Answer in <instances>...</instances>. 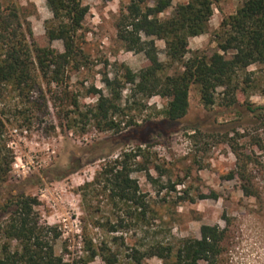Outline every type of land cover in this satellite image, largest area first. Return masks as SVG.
I'll return each mask as SVG.
<instances>
[{"label":"rangeland","instance_id":"1","mask_svg":"<svg viewBox=\"0 0 264 264\" xmlns=\"http://www.w3.org/2000/svg\"><path fill=\"white\" fill-rule=\"evenodd\" d=\"M4 1L20 7L22 17L32 22L35 38L41 42L48 6L43 4L41 16L33 2ZM130 1L84 0L90 11L77 32L78 53L65 73L62 90L68 92L66 105L62 106L58 100L53 102L45 85L44 94L35 93L32 102L20 101L15 94L0 102V116L5 124L0 142L12 159L9 177L0 184V250L5 241L2 227L11 216L9 210L15 209L10 200L23 193L39 198L36 209L43 224L58 226L61 236L55 241V252L67 262L86 255L87 234L96 245L104 241L119 252L118 264H135L128 257L133 248L146 252L158 245L177 246L183 238L200 237L204 224L224 225L222 215L227 213L235 218L243 234L235 252L236 263L264 264V150L256 144L258 141L264 144V109L259 117L247 109L250 105L264 107L263 65L249 68L253 70L251 89L246 94L239 93L235 104H228L223 88H219L216 103L206 108L197 86L192 85L189 112L174 124L163 122L166 100L158 95L138 96L134 102L128 97L129 84L121 101L124 111L114 116L121 132L98 129L93 120L79 115L70 105L74 97L81 111L95 104L98 95L91 90L99 88L107 93L104 77L106 74L113 77L119 64L125 63L134 71L146 65L144 53L126 50L117 36V22ZM188 1L173 0L172 7L160 16H169L177 4ZM244 1H217L208 32L190 39V51L208 55L217 51L222 21ZM156 44L164 59V40L157 39ZM53 46L65 50L61 39L53 41ZM52 88L61 90L56 85ZM138 147L141 148L136 158L138 166L132 176L146 195L145 215L134 206L122 203L115 206L102 194L93 201L94 210L97 209L93 216L118 225L121 215L127 225L118 226L114 232L95 226L80 188L94 180L103 164L123 152L137 151ZM238 154L252 159L248 174L259 192L258 198L246 196L241 188L242 181L236 174L241 161ZM127 210L135 211L134 216L129 217ZM77 212L81 219L82 247L71 224L64 229L62 221L64 217L74 218ZM89 264L107 263L97 256ZM142 264H163V260L156 255L144 257Z\"/></svg>","mask_w":264,"mask_h":264},{"label":"trees","instance_id":"2","mask_svg":"<svg viewBox=\"0 0 264 264\" xmlns=\"http://www.w3.org/2000/svg\"><path fill=\"white\" fill-rule=\"evenodd\" d=\"M172 1L154 0L151 4V0H131L121 12L117 22L118 38L126 50L144 53L147 63L138 71L121 63L113 77L106 74L103 81L107 93L93 88L91 91L98 99L95 104L87 105L85 112L81 111L76 97L70 101L75 111L87 120H93L98 129L122 131L114 116L124 111L121 101L128 84V97L134 102L138 96L151 98L158 95L166 100L163 122L171 124L188 114L192 85L197 86L206 108L216 103L219 88H223L228 104L237 103L238 94H246L248 88L251 89L253 70L249 68L264 66V0H245L235 13L222 21L218 50L211 55L190 51L189 42L192 37L208 32L214 5L219 0H189L177 4L169 16L161 17L172 7ZM46 4L52 18L45 21V36L39 42L32 22L22 17L20 7L15 2L0 0V102L13 94L20 101L32 102L35 93L44 94L45 85L53 102L58 103V100L62 106L67 103L68 92L62 90L65 73L78 53L77 32L82 28L90 6L84 4V0H46ZM58 39L64 42V51L53 46V41ZM157 39L165 42L164 59L160 57ZM52 85L61 90L53 89ZM247 109L259 117L264 107L250 105ZM4 126L0 116V137ZM256 144L264 150L262 141ZM4 148L0 142V184L7 181L12 167V159ZM139 151L140 147L137 151L123 152L103 164L94 180L80 188L86 211L95 226L107 227L114 232L118 231V226L127 225L121 215L118 225L110 220L101 222L93 216L97 212L93 201L102 194H106L115 206L121 203L134 206L145 215L146 195L132 176L138 166ZM249 160L252 161L250 156L241 157L236 174L242 181L244 194L258 198L259 192L248 174ZM231 176L234 177L235 172ZM10 201L15 209L9 210L11 216L2 227L5 241L1 245L0 264H89L97 256L107 264L119 263V252L113 251L104 241L96 245L87 234L86 255L67 262L62 254L55 252V241L61 236L58 226L41 222L36 209L39 198L22 193ZM125 212L129 217L135 214V211ZM222 219L224 225L204 224L200 237L183 238L177 246H153L146 252L133 248L128 257L135 264H142L144 257L155 255L163 260V264H237L235 252L243 234L233 216L223 213Z\"/></svg>","mask_w":264,"mask_h":264},{"label":"built area","instance_id":"3","mask_svg":"<svg viewBox=\"0 0 264 264\" xmlns=\"http://www.w3.org/2000/svg\"><path fill=\"white\" fill-rule=\"evenodd\" d=\"M62 221H63L64 229H65V227H67V224H69V223L71 224L72 230L74 231L75 235L78 237L80 247H82L83 237H82V227H81L80 214L78 212L75 213V217L72 219L64 217ZM63 234H65V233L63 232Z\"/></svg>","mask_w":264,"mask_h":264},{"label":"crops","instance_id":"4","mask_svg":"<svg viewBox=\"0 0 264 264\" xmlns=\"http://www.w3.org/2000/svg\"><path fill=\"white\" fill-rule=\"evenodd\" d=\"M28 1L33 2V3H35V4L37 5V7H38V13L42 16V14L44 13V12L42 11V6H43V4H44L45 6H47V4H46V0H40V2H37L36 0H28ZM23 3H24V2H23ZM23 3H22V4H23ZM45 15H46V16H45ZM45 15H44V19H43L44 21H45L46 19H49V18L52 17V12L50 11V9H49L48 7H46ZM33 24H34V26L36 25L34 21H33Z\"/></svg>","mask_w":264,"mask_h":264}]
</instances>
